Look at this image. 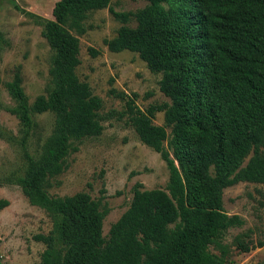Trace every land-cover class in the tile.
<instances>
[{
	"label": "trees",
	"instance_id": "16d2710c",
	"mask_svg": "<svg viewBox=\"0 0 264 264\" xmlns=\"http://www.w3.org/2000/svg\"><path fill=\"white\" fill-rule=\"evenodd\" d=\"M108 1L58 0L51 19L13 5L36 19L52 54L46 93L32 104L20 67L5 84L14 101L7 111L19 123V135L7 140L23 158L22 172L9 174L5 183L54 217L53 232L34 239L56 264H230L223 236L243 221L224 212L223 190L240 182L264 185V0H145L137 26L120 27L109 41L110 52L136 53L161 76L159 90L169 103L141 110L136 93L111 90L124 109L108 117L126 118L140 142L160 155L169 178L164 190L136 183L128 209L105 238L102 198L86 192L49 197L47 191L68 168L78 143L103 130V101L76 71L82 14ZM111 13L122 22L130 15ZM88 53L100 54L92 47ZM159 112L163 125L154 123ZM44 113L54 115V130L32 154L35 116ZM8 205L0 199V211ZM234 243L244 253L253 247L240 236Z\"/></svg>",
	"mask_w": 264,
	"mask_h": 264
},
{
	"label": "rangeland",
	"instance_id": "374dc122",
	"mask_svg": "<svg viewBox=\"0 0 264 264\" xmlns=\"http://www.w3.org/2000/svg\"><path fill=\"white\" fill-rule=\"evenodd\" d=\"M58 0H0V199L9 205L0 211V264H56L45 257L47 246L36 241L35 235L48 236L54 230L55 219L43 207L32 205L21 189L5 183V177L22 172L23 158L16 143L7 140L17 137L18 120L7 111L14 106L5 84L12 80L20 67L22 87L32 104L45 95L50 81L51 49L42 36V27L36 19L17 11L18 5L39 19H51ZM145 0H109L100 9L82 14L85 33L80 41V65L77 75L88 83L92 93L103 101L100 112L103 130L99 136L85 138L77 151L68 158V168L56 178L47 191L49 197L72 196L88 193L93 199L102 198L108 212L103 220L102 234L107 238L109 229L128 209L132 188L141 183L143 190L165 189L169 173L160 155L140 142L126 118H109L111 111L121 112L124 102L110 94L111 90L136 93V105L145 110L150 105L169 103L159 90L160 75L152 74L136 53L110 52L109 41L122 26L135 28L136 14L146 6ZM129 13L126 22L111 13ZM92 47L100 52L97 57L88 53ZM163 112L156 114L154 123L163 125ZM38 127L28 141L32 154L39 151L55 126L53 114L35 116ZM167 133L170 129H166ZM250 155L245 159L247 163ZM224 212L239 216L243 224L229 229L223 243L230 251V264H264V185L240 182L227 187L222 194ZM240 238L253 246L240 252L234 239ZM263 243L259 246L258 243Z\"/></svg>",
	"mask_w": 264,
	"mask_h": 264
}]
</instances>
